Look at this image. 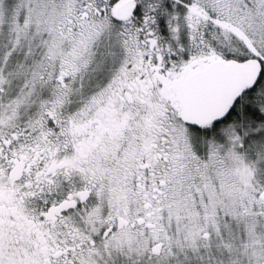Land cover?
Instances as JSON below:
<instances>
[{
	"label": "snow or ice",
	"instance_id": "snow-or-ice-1",
	"mask_svg": "<svg viewBox=\"0 0 264 264\" xmlns=\"http://www.w3.org/2000/svg\"><path fill=\"white\" fill-rule=\"evenodd\" d=\"M0 264H264V0H0Z\"/></svg>",
	"mask_w": 264,
	"mask_h": 264
}]
</instances>
